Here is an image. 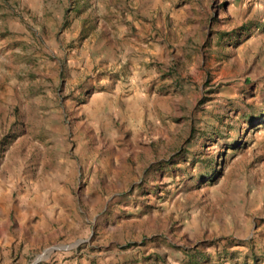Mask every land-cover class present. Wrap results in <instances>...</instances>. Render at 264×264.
Wrapping results in <instances>:
<instances>
[{
    "label": "rangeland",
    "instance_id": "1",
    "mask_svg": "<svg viewBox=\"0 0 264 264\" xmlns=\"http://www.w3.org/2000/svg\"><path fill=\"white\" fill-rule=\"evenodd\" d=\"M6 1L0 264H264V0Z\"/></svg>",
    "mask_w": 264,
    "mask_h": 264
},
{
    "label": "crops",
    "instance_id": "2",
    "mask_svg": "<svg viewBox=\"0 0 264 264\" xmlns=\"http://www.w3.org/2000/svg\"><path fill=\"white\" fill-rule=\"evenodd\" d=\"M4 0H0V2H2ZM42 1L43 0H20V5L22 6V8L28 10L30 9V11L34 10L36 12L37 15H39V13H42V12H39L38 11V4H42ZM7 3H11L12 0H8L6 1Z\"/></svg>",
    "mask_w": 264,
    "mask_h": 264
},
{
    "label": "trees",
    "instance_id": "3",
    "mask_svg": "<svg viewBox=\"0 0 264 264\" xmlns=\"http://www.w3.org/2000/svg\"><path fill=\"white\" fill-rule=\"evenodd\" d=\"M188 259L191 260V262H193V260H195L194 257H192V256H189Z\"/></svg>",
    "mask_w": 264,
    "mask_h": 264
},
{
    "label": "water",
    "instance_id": "4",
    "mask_svg": "<svg viewBox=\"0 0 264 264\" xmlns=\"http://www.w3.org/2000/svg\"><path fill=\"white\" fill-rule=\"evenodd\" d=\"M54 249H55V248H50V249H48V250H45L44 253L49 252V251L54 250Z\"/></svg>",
    "mask_w": 264,
    "mask_h": 264
}]
</instances>
